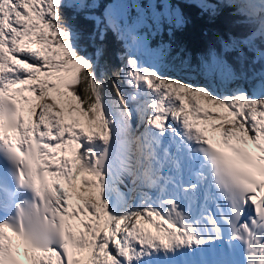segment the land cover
Here are the masks:
<instances>
[{
  "label": "snow or ice",
  "instance_id": "snow-or-ice-1",
  "mask_svg": "<svg viewBox=\"0 0 264 264\" xmlns=\"http://www.w3.org/2000/svg\"><path fill=\"white\" fill-rule=\"evenodd\" d=\"M0 264H264V0H0Z\"/></svg>",
  "mask_w": 264,
  "mask_h": 264
},
{
  "label": "trees",
  "instance_id": "trees-1",
  "mask_svg": "<svg viewBox=\"0 0 264 264\" xmlns=\"http://www.w3.org/2000/svg\"><path fill=\"white\" fill-rule=\"evenodd\" d=\"M234 11L232 8L221 7L218 10V14L215 17H211L199 8L186 7L184 9V26L175 29L172 36H169L167 31H165L162 39L171 41L176 50L183 47L186 50L184 54L191 53L193 59L200 54L206 55L210 48L219 46L221 38H227L229 35L239 36L249 31L246 25L238 22L240 18L233 14ZM75 23L85 33L95 31V23L93 21H86L81 17ZM82 43L87 44L89 53L94 51L91 42L84 41ZM97 43L101 42L97 41ZM103 44L105 46V55L100 63L101 66H104L105 63L108 65V75L111 76L112 70L121 66L119 55L122 52V48L111 32L108 33Z\"/></svg>",
  "mask_w": 264,
  "mask_h": 264
},
{
  "label": "rangeland",
  "instance_id": "rangeland-1",
  "mask_svg": "<svg viewBox=\"0 0 264 264\" xmlns=\"http://www.w3.org/2000/svg\"><path fill=\"white\" fill-rule=\"evenodd\" d=\"M129 2H131V0H129ZM157 39H161V37H157Z\"/></svg>",
  "mask_w": 264,
  "mask_h": 264
}]
</instances>
